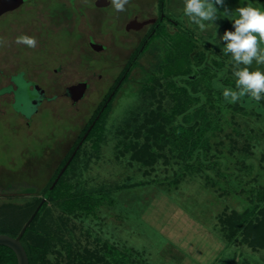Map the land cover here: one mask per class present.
<instances>
[{
  "label": "rangeland",
  "instance_id": "374dc122",
  "mask_svg": "<svg viewBox=\"0 0 264 264\" xmlns=\"http://www.w3.org/2000/svg\"><path fill=\"white\" fill-rule=\"evenodd\" d=\"M59 1L34 0L38 2L35 6L26 4L25 9L21 7L0 18V32L7 24L10 25L6 27L10 36V66L19 59L25 60V67L20 68L18 64L15 67L12 103L0 108V165L5 167L0 176L5 179L13 177L8 186H1L0 210L33 203L36 197L29 194H34V191L17 186L18 180L37 182L40 190L35 191L36 194L48 186L63 161L65 140L71 141L82 132V127L92 119L118 75L125 70L122 60L129 49L107 40L108 50L94 53L78 43L82 35L77 30L58 28L61 23L56 25L43 15L46 12L43 4L52 12L59 7ZM248 5L264 11V0H224L223 7L216 5L217 20L206 22L209 26L202 32L189 22L182 8L176 15L178 31H164L155 37L153 47L142 54L100 120L97 131H102L95 134V137L100 136L99 144L95 137L86 140L72 167L66 171L68 188L74 191V186L80 182L81 190L89 194L85 207L71 213L60 209L52 200L48 202V220L52 221L53 227L57 226L56 233L63 239L55 251L60 249L61 254H50V261L54 264H65L66 260L73 264H213L210 256L203 261L189 251L191 241L181 246L161 229L169 220L168 215L174 221L184 216L181 208H177L179 205L199 221L206 222L212 233L227 238L232 249L222 254L216 264H264V247L249 245L240 234L230 237L228 226L222 222L226 214L242 212L254 205L257 193L264 190V111L258 113L253 107L243 109L238 103H230L232 109L224 110L220 132L212 137L206 150L198 149L192 154L182 146L180 149L174 147L170 136L159 141H168L163 147L154 145L156 156L153 160L149 157L141 160L131 156L130 151H122V141H128L125 127L133 129L132 125L140 122L145 112L157 105L156 96L151 95L149 89L142 92V88L148 73L158 71V63L165 58L167 50L175 47V42L179 46L177 60H174L178 71L189 70L191 63L197 68L201 61L198 57L190 59L186 52L181 51L192 36L196 43L193 53L201 51L211 67L222 68L215 85L235 90L232 85L236 80L234 62L231 54H224L225 42L220 38L226 30L234 31L233 19L238 17L236 9ZM31 8L33 10L29 11ZM31 12L36 13L35 18L29 17ZM61 25L71 27L70 23ZM49 28L52 33L45 36L48 33L45 30ZM19 35L35 37L37 46L28 48L16 44L15 39ZM180 35L181 40L177 41ZM4 46L3 42L0 43V51ZM113 54L119 57L115 59L114 55L112 58ZM35 64L42 67L51 64V70L53 67L61 68L53 83L58 92H62L65 84L87 80L89 87L85 97L72 105L53 93L54 106L43 105L35 112L32 94L36 92L29 88L31 85L24 73L34 71ZM205 64L204 61L200 66ZM251 68L264 72V64L257 65L255 61ZM201 72L204 76L206 69ZM208 72L209 76L213 73ZM194 76L189 74L188 77ZM222 76L227 80L223 82L229 85L222 82ZM172 105L171 98L164 99L165 109ZM25 121H29L30 126ZM171 124L178 126L179 120L175 118ZM144 141V136L133 139L137 145ZM60 147L62 152L59 153ZM55 152H58L57 157L53 154ZM127 177H130L128 183L138 185L117 191ZM90 202H93L91 206ZM66 243L70 245L69 255L61 247L67 248Z\"/></svg>",
  "mask_w": 264,
  "mask_h": 264
},
{
  "label": "trees",
  "instance_id": "16d2710c",
  "mask_svg": "<svg viewBox=\"0 0 264 264\" xmlns=\"http://www.w3.org/2000/svg\"><path fill=\"white\" fill-rule=\"evenodd\" d=\"M180 38L181 35L177 41L181 40ZM193 39L194 37L191 36V38L187 40V44L182 46L181 51L184 54L186 52V55L190 59H194L195 57L200 58L201 61L199 62V65H197V68L192 66L193 63H191V60L189 70H186L185 72L178 71V68H176L177 62L174 60H177V49L179 46L177 45L178 43L175 42V47L167 50L165 58L163 60L161 59L158 63L157 69L158 71H161V74H159L158 71L148 73L149 77L147 81L144 82L145 86L142 88V92L143 90L146 92V89H149L151 95L156 96L157 105L145 112L143 119L135 125H132L133 129L125 127L124 132L125 135H127L125 137L128 141L126 138L125 140L127 142L122 141V151H130L131 156L135 155V157L140 158L141 160H144L145 157H149L150 160H153L156 156V153L153 152L154 145L156 144L163 147V144L168 143V141H159L165 140L170 136L173 138L174 147L180 149V146H182L184 148L183 150H188L190 151L189 154H192L198 149L206 150L212 140V137L216 136L218 132H220V128L222 127L220 121H222L225 116L224 110L229 111L231 108L230 103L225 101L222 94L224 85L222 88L221 86L215 85L219 79L217 78L219 77L218 72L222 68L220 67L217 69L214 66L211 67L207 58L202 56L201 51L193 53V49L195 50L196 47V43ZM204 61L206 64L203 67L200 66V64ZM203 68L206 69V74H204V76L201 72ZM207 70H210L213 73L209 76V72L207 73ZM250 70H252V68ZM189 74H194L195 78L188 77ZM222 77L223 82L226 80V77ZM127 78L128 75L123 77L121 85L127 80ZM118 80L119 77L116 79L115 84ZM202 81L204 82L202 83ZM224 84L229 85L228 83ZM235 84L236 80L232 83V85L235 87ZM114 85L111 90L114 88ZM143 95L146 94L143 93ZM148 95L149 94L147 93V96ZM107 96L108 94H106L104 99L98 105V108H96L92 119L87 125H85L83 132L75 141L74 146L78 143V140L84 134V131H86L95 116L100 112ZM167 98H171L173 101V105L169 109H165L163 106V101ZM237 103L239 104V107L243 109L253 107L258 113L264 111V102H256L248 96L242 97ZM108 107H106L103 112L101 111L102 114L99 118H97L96 123L89 131L85 141L91 137H95L96 133H101L102 130L97 131V128ZM175 118L179 120L180 127L179 125L174 126V124H171V121ZM133 120L138 119L133 118ZM140 136H144L145 138L143 144L140 143L141 146H139V143V145H137L136 142H133L134 138L139 139ZM182 136L184 139H179ZM95 138L99 144L100 136ZM81 148L82 146L70 160L68 168L70 166L72 167ZM131 151H133V154ZM66 160L67 158L63 159L56 174L48 183V186L41 191L43 194L41 198L36 197L34 198L32 204H25L21 208H2L0 210V233H7L16 236L42 198L44 196L46 197V200L21 237V241L27 251L30 264H54L49 260V255L53 253V255L56 254V256H58L62 252L60 249H57V252H55L56 248L60 244L59 242H62L63 239L61 235L56 233L57 226L53 227L52 221L48 220L47 216L50 215L46 211L48 202L52 200L60 209L71 213L73 210H83L85 204L88 202L87 197L89 194L81 190L79 186L80 182L74 186V191L73 188H68L69 186H67L65 178L68 174L66 172L68 168L64 170L56 185L53 187L51 192L48 193L50 185ZM126 179L125 182L127 181V183L124 182L119 185L117 187V191H123L127 187L138 185L135 183H128V179H130V177H127ZM256 197L257 200L254 205L247 207L242 212L233 211L226 214L222 218V222L225 226H228L230 230V237H237V235L240 234L243 235L242 239L249 245L253 247H264V190H259V194L257 193ZM90 201H92V198ZM93 202H90V206ZM224 225L223 228H225ZM66 244L68 245L67 248H65L62 244L61 247L64 248L68 253L67 255H69L68 251L70 250V245L69 243ZM0 264H17L15 253L9 247L4 245H0ZM65 264H73V262L66 260ZM79 264H81V262Z\"/></svg>",
  "mask_w": 264,
  "mask_h": 264
},
{
  "label": "flooded vegetation",
  "instance_id": "af4514ba",
  "mask_svg": "<svg viewBox=\"0 0 264 264\" xmlns=\"http://www.w3.org/2000/svg\"><path fill=\"white\" fill-rule=\"evenodd\" d=\"M29 3H32V6H35L38 2H34V0H23V2L19 6L13 9H9L0 14V18L6 13L18 10L21 7L25 9L24 6ZM43 5L46 8V12H44L43 15L54 21V24L56 25H58V23H70V28L65 27L61 24L58 25V28H64L67 31L77 30V32L82 35V37L78 39V43L85 45L92 52L102 53L105 50H108V45L106 43L107 40H111L115 44L121 45L125 49H129L127 55L125 56L126 58H124L123 60L120 59L125 62V71L122 75H118V82L116 84L114 82L115 85L112 84V86L114 85V88L110 90V92H108V96L104 101L100 112L92 120L75 146L74 143L78 139L79 135L83 132L85 126L82 127V132L77 134L75 139L71 138V141H69L68 139L65 140L64 143L66 144V148L63 152L62 147H60L59 153L62 152V156L65 153L63 159L67 158L64 164L61 166V170L68 159L73 155V152L75 150V154L77 153L79 148L84 143L89 131L96 123L97 118L100 117L104 109L108 107L110 105V102H112V100L114 99L121 83L116 90L115 87L117 86V84H119L121 78H123L124 76L126 77L138 64L140 58L142 57V54L148 48L153 47L155 37H159V34L164 31H178L179 20L176 19V15L180 9L184 8V0H129V3L125 6L126 10L123 12L115 11L113 6L111 5L110 0H60L59 7H57L52 12L45 4ZM28 10L32 11L33 9L31 8ZM32 16L35 18L36 13L31 12L29 17ZM23 18L24 20L26 19L25 17ZM79 25H82V27H77ZM7 26L10 25L7 24ZM6 27L4 28L5 30L2 29V31L0 32L2 41L5 45L3 50L0 51V108L2 105H10V103H12L14 99V75L16 73V64H18L20 68L25 67V60L23 59L15 61V65L13 64V66H10L9 64L10 61L8 46L10 42V36L8 31L6 30ZM49 29L45 30L48 32L45 34V36L52 33V29ZM93 43L102 44L103 46L100 49H96L92 46ZM114 55H116L115 59L119 57L118 54H113L112 58H114ZM44 66L45 67H42L41 64H35L34 71H30L31 73L26 71L24 72L26 73L27 79L30 82L29 84L31 85L29 88L36 92L35 94H32V102L35 104V112L38 111V108L43 105L54 106L55 102L54 100H52L53 93L64 97L72 105H76L85 97L86 92L79 101L73 102L71 97L67 93V86L80 81H86L89 87V82L87 80H79L76 82L65 84L62 88V92H58L56 91L57 88L53 83L58 74L61 73V68L53 67V69L51 70V64H44ZM33 74L35 75L33 76ZM98 76L101 77L102 75L99 74ZM25 123L30 126L29 121H25ZM53 154L55 157H57L58 152H55ZM4 168L5 167L3 165H0V171H2V173L4 171ZM67 168L68 166L66 167V169ZM27 173L31 174V171H28ZM1 178L4 180L3 182L5 184L1 182ZM10 178L13 177L5 179L0 176V189L8 186L11 182H13V179ZM6 180H8L7 183ZM18 181L19 182L17 186L21 187L23 190L27 189L34 191V194H29V196L31 195L37 198H41V196H39V194L41 193H35V191L40 190V185L37 182L26 180ZM25 195L27 196L28 194Z\"/></svg>",
  "mask_w": 264,
  "mask_h": 264
},
{
  "label": "clouds",
  "instance_id": "9594fccd",
  "mask_svg": "<svg viewBox=\"0 0 264 264\" xmlns=\"http://www.w3.org/2000/svg\"><path fill=\"white\" fill-rule=\"evenodd\" d=\"M117 12L126 10L129 0H110ZM224 6V0H184L183 13L189 22L205 31L218 18V8ZM238 17L234 18V31H225L220 38L225 42V55L231 54L234 62L233 75L236 78L235 90L223 89V97L229 103H237L242 97L248 96L259 102L264 99V72L250 70L255 61L264 64V11L251 5L236 9ZM227 13V9L225 10ZM0 38V43H2ZM18 45L35 48L37 40L33 36L19 35L15 39ZM243 65V67H241Z\"/></svg>",
  "mask_w": 264,
  "mask_h": 264
},
{
  "label": "crops",
  "instance_id": "0c3cea01",
  "mask_svg": "<svg viewBox=\"0 0 264 264\" xmlns=\"http://www.w3.org/2000/svg\"><path fill=\"white\" fill-rule=\"evenodd\" d=\"M180 211H183V217L180 220H173L168 215V221L164 224L163 230L168 235V237L173 236L177 242L182 246H185L186 243L190 242L188 247L189 251L200 258V260H205V257H211L210 261L213 264L219 260L222 254L229 252L232 248L229 247V243L226 239H223L221 236H217L210 231L209 227L207 228V223L202 219L199 221V218H195L191 213L177 206ZM191 230V231H189ZM212 230H214L212 228ZM169 232V233H168ZM187 239V240H186ZM200 244L203 246L201 247ZM194 259V257H193ZM187 264V263H186Z\"/></svg>",
  "mask_w": 264,
  "mask_h": 264
},
{
  "label": "water",
  "instance_id": "95a60500",
  "mask_svg": "<svg viewBox=\"0 0 264 264\" xmlns=\"http://www.w3.org/2000/svg\"><path fill=\"white\" fill-rule=\"evenodd\" d=\"M22 2L23 0H0V14H2L3 12L9 9H13L19 6ZM92 46L95 47L96 49H100L103 45L98 44V43H93ZM122 79L123 78H121V80L119 81V84L121 83ZM119 84H117V86L115 87V90L118 88ZM87 87H88V84L86 81H80L77 83H73L67 86V93L71 97L72 101L76 102V101H79L84 96ZM75 152L76 150L73 152V155L68 159V161L65 163L63 168L59 171L57 176L54 178L52 184L50 185L48 189V193L51 192L53 187L56 185L57 181L59 180L64 170L68 166ZM45 200H46V197L44 196L42 200L40 201V203L36 206L35 210L30 215V217L23 224L21 230L16 236H13L7 233H0V245L9 247L15 253L17 264H30L28 254L21 241V237L23 233L25 232L26 228L29 226L32 219L35 217V215L41 208Z\"/></svg>",
  "mask_w": 264,
  "mask_h": 264
}]
</instances>
